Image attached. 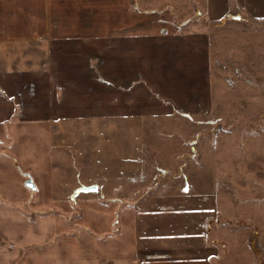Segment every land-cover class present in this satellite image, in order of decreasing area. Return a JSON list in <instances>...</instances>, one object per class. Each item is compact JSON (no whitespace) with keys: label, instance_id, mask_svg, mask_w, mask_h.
Masks as SVG:
<instances>
[{"label":"rangeland","instance_id":"obj_1","mask_svg":"<svg viewBox=\"0 0 264 264\" xmlns=\"http://www.w3.org/2000/svg\"><path fill=\"white\" fill-rule=\"evenodd\" d=\"M190 4L179 30L211 37L190 117L0 126V264H125L138 214L156 216L144 200L176 180L209 198L210 264H264V0Z\"/></svg>","mask_w":264,"mask_h":264},{"label":"crops","instance_id":"obj_2","mask_svg":"<svg viewBox=\"0 0 264 264\" xmlns=\"http://www.w3.org/2000/svg\"><path fill=\"white\" fill-rule=\"evenodd\" d=\"M178 1L0 0V126L196 113L211 95V37L179 30L202 13ZM177 181L144 200L156 216L138 214L125 264H210L209 198Z\"/></svg>","mask_w":264,"mask_h":264},{"label":"water","instance_id":"obj_3","mask_svg":"<svg viewBox=\"0 0 264 264\" xmlns=\"http://www.w3.org/2000/svg\"><path fill=\"white\" fill-rule=\"evenodd\" d=\"M26 185L29 186L30 188H32V190L36 189L35 185L33 184V182L31 180H28L26 182ZM97 190H98V186L93 185V186H90V187H84V188L78 189L76 191V194H79L81 192L94 193V192H97Z\"/></svg>","mask_w":264,"mask_h":264}]
</instances>
